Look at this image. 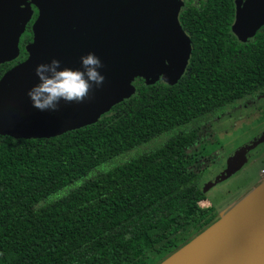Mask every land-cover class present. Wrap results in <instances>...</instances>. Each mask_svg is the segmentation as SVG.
I'll use <instances>...</instances> for the list:
<instances>
[{
	"label": "trees",
	"instance_id": "obj_1",
	"mask_svg": "<svg viewBox=\"0 0 264 264\" xmlns=\"http://www.w3.org/2000/svg\"><path fill=\"white\" fill-rule=\"evenodd\" d=\"M233 17V0L180 14L192 51L177 83L136 78L130 97L59 136L0 135V264H139L135 243L158 264L219 218L185 155L200 128L264 94V25L239 39Z\"/></svg>",
	"mask_w": 264,
	"mask_h": 264
},
{
	"label": "water",
	"instance_id": "obj_2",
	"mask_svg": "<svg viewBox=\"0 0 264 264\" xmlns=\"http://www.w3.org/2000/svg\"><path fill=\"white\" fill-rule=\"evenodd\" d=\"M178 0H0V65L19 55V38L33 16L26 57L0 77V135L14 139L59 136L95 123L130 97L136 78L173 85L191 55ZM233 31L248 39L264 25V0H235ZM92 52L105 80L83 103L60 102L40 111L27 95L38 64L60 61L79 69ZM159 264H264V181Z\"/></svg>",
	"mask_w": 264,
	"mask_h": 264
},
{
	"label": "rangeland",
	"instance_id": "obj_3",
	"mask_svg": "<svg viewBox=\"0 0 264 264\" xmlns=\"http://www.w3.org/2000/svg\"><path fill=\"white\" fill-rule=\"evenodd\" d=\"M124 156L115 160L122 157L123 162L130 154ZM185 161L191 174L204 172L200 183L204 205L220 214L243 200L264 181V94L236 104L200 128L196 143L186 149ZM133 250L143 264L141 245L135 243Z\"/></svg>",
	"mask_w": 264,
	"mask_h": 264
},
{
	"label": "clouds",
	"instance_id": "obj_4",
	"mask_svg": "<svg viewBox=\"0 0 264 264\" xmlns=\"http://www.w3.org/2000/svg\"><path fill=\"white\" fill-rule=\"evenodd\" d=\"M79 69L61 67L60 61L52 59L50 63L36 66L38 83L28 91L32 106L40 111H58L61 101L65 103H83L90 99V92L102 86L105 77L99 69L104 65L95 53L81 56Z\"/></svg>",
	"mask_w": 264,
	"mask_h": 264
},
{
	"label": "flooded vegetation",
	"instance_id": "obj_5",
	"mask_svg": "<svg viewBox=\"0 0 264 264\" xmlns=\"http://www.w3.org/2000/svg\"><path fill=\"white\" fill-rule=\"evenodd\" d=\"M178 1L181 2V5L179 7L178 20H179V23H180V25H181V27H182L183 30H184V28H183V24H182V22L180 20V14L182 12L202 11L203 9H205V7L207 5V2H208V0H178ZM233 10H234L233 23H234V21H235V13H236L235 0H233ZM36 16H37V10L33 7V16L31 18V20L27 23L24 32L21 34V36L19 38V43H18L19 55H18V57L16 59L12 60V61L15 62V64L18 63V62H20V61H22V60H24L25 57H26V52H25V57L20 60V58H21V50L20 49L23 48L24 51H25L26 45L28 43H30L31 40H32V32H31V36H30L31 40L29 42H24V36H25L26 31L28 30L27 29V26L29 24H30V31H31V24L33 23V21L36 18ZM232 31H233V24H232ZM184 32H185V30H184ZM233 33H234V31H233ZM12 61H10V62H12Z\"/></svg>",
	"mask_w": 264,
	"mask_h": 264
}]
</instances>
